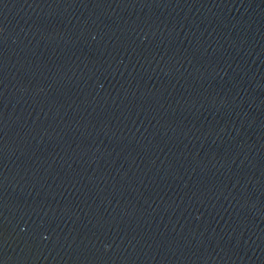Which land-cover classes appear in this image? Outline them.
<instances>
[{
  "label": "water",
  "instance_id": "1",
  "mask_svg": "<svg viewBox=\"0 0 264 264\" xmlns=\"http://www.w3.org/2000/svg\"><path fill=\"white\" fill-rule=\"evenodd\" d=\"M0 264H264V0H0Z\"/></svg>",
  "mask_w": 264,
  "mask_h": 264
}]
</instances>
